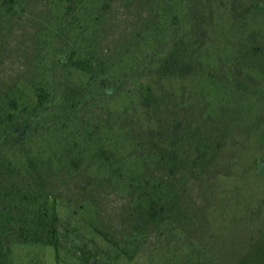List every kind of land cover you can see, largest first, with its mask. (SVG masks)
<instances>
[{
    "label": "trees",
    "instance_id": "trees-1",
    "mask_svg": "<svg viewBox=\"0 0 264 264\" xmlns=\"http://www.w3.org/2000/svg\"><path fill=\"white\" fill-rule=\"evenodd\" d=\"M32 1L0 0V64L21 21L33 23L39 40L26 56L24 75L0 83V133L19 120L37 122L23 142L12 143L13 152L4 142H13L14 134L0 143V264H13V246L21 243L53 246L72 264H124L150 240L158 251L165 237L170 246L180 233L176 251L183 248L187 256L175 264H224L212 219L218 179L232 176L222 160L239 148L240 132H211L177 119L169 126L161 118L164 98L174 96L164 85L196 73L208 46L199 38L224 0H148L164 36L139 37L133 54L142 63L135 66L116 61L126 52L96 51L90 37L100 27L83 25L85 15L111 13L117 0H42L39 23ZM231 1L251 2L249 12L264 15V0ZM202 16L208 20L203 30ZM257 36L240 37L231 52L239 74L264 79V35L254 42ZM113 86L118 89L110 92ZM55 114L61 120L48 123ZM262 152L249 172L264 173ZM93 174L126 194L122 224L96 227L101 242L77 239L60 213L63 185L84 175L89 188Z\"/></svg>",
    "mask_w": 264,
    "mask_h": 264
},
{
    "label": "rangeland",
    "instance_id": "rangeland-1",
    "mask_svg": "<svg viewBox=\"0 0 264 264\" xmlns=\"http://www.w3.org/2000/svg\"><path fill=\"white\" fill-rule=\"evenodd\" d=\"M147 1L117 0L107 15L96 18L85 15L83 25L94 30L100 27L101 30L100 33L95 30L90 37L96 51L100 54L123 51L127 56L116 57L117 62L127 61L131 66L142 63L138 55L133 54L139 37L146 34L164 36L155 15H149L151 6ZM41 2L36 0L31 4L36 23L40 21L37 18L42 17L39 9ZM219 2L216 14L209 18L212 25L209 30L204 28L206 33L199 38L200 41L206 39L208 46L202 48L196 73L182 84L164 85L166 91L174 92V96L164 98L161 118L166 119L169 126L177 119L179 122L198 124L211 132H240L239 148H230L222 160L231 169L232 176L220 177L217 182L219 205L212 219L214 245L224 264H264V173L257 175L249 172L254 163L262 159L264 148V79L255 74L249 78L239 74L238 64L231 52V46L242 36L255 33L258 36L254 42H260V35H264V15H252L248 7L251 2L239 6L231 0ZM199 19L198 25L203 30L208 20L204 16ZM23 21L13 37L9 54L0 64V83L11 84L23 76L26 56L31 47L39 44V40L33 38V23ZM39 27H42L41 23L35 25V30ZM116 89L117 86L109 88L110 92ZM59 120V114L51 115L48 123ZM36 125L37 122L26 125L24 120H19L10 125L13 130L0 133V143L14 134L16 138L13 142H4L8 148L14 147L12 143L23 142L32 126ZM92 177L95 184L89 188L84 175L63 185L60 213L63 224L73 229L77 239L95 237L101 242V238L96 236V227L110 228L111 225L122 224L126 194L120 189L115 190V184L97 182V174ZM247 183L250 185L246 188ZM253 213L256 215L252 216ZM181 234L175 236L170 246V237H165L158 251L154 249V241L150 240L142 253L124 264H175L184 261L187 252L183 248L176 251L179 245L175 244L184 236ZM70 259L66 252L59 259L55 247L50 245L21 243L15 244L12 251L13 264H72ZM93 263L104 264V261L93 259Z\"/></svg>",
    "mask_w": 264,
    "mask_h": 264
}]
</instances>
